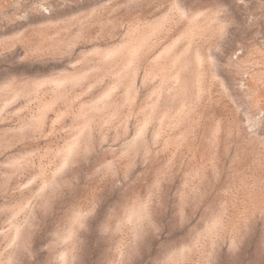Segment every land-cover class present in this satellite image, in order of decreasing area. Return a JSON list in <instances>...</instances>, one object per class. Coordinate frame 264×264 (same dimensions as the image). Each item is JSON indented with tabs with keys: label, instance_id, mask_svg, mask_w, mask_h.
<instances>
[{
	"label": "rangeland",
	"instance_id": "1",
	"mask_svg": "<svg viewBox=\"0 0 264 264\" xmlns=\"http://www.w3.org/2000/svg\"><path fill=\"white\" fill-rule=\"evenodd\" d=\"M0 264H264V0H0Z\"/></svg>",
	"mask_w": 264,
	"mask_h": 264
}]
</instances>
